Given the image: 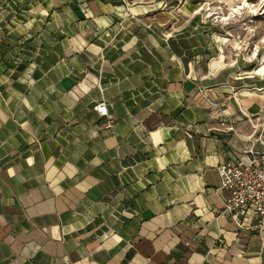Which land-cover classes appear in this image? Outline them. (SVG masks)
<instances>
[{
	"label": "crops",
	"instance_id": "crops-1",
	"mask_svg": "<svg viewBox=\"0 0 264 264\" xmlns=\"http://www.w3.org/2000/svg\"><path fill=\"white\" fill-rule=\"evenodd\" d=\"M201 2L0 0V264H264L219 173L264 149V90Z\"/></svg>",
	"mask_w": 264,
	"mask_h": 264
},
{
	"label": "rangeland",
	"instance_id": "rangeland-1",
	"mask_svg": "<svg viewBox=\"0 0 264 264\" xmlns=\"http://www.w3.org/2000/svg\"><path fill=\"white\" fill-rule=\"evenodd\" d=\"M196 10L193 22L217 31L227 45L231 73L241 74L247 88L257 83L264 90V73L256 72L264 62V0H202Z\"/></svg>",
	"mask_w": 264,
	"mask_h": 264
},
{
	"label": "built area",
	"instance_id": "built-area-1",
	"mask_svg": "<svg viewBox=\"0 0 264 264\" xmlns=\"http://www.w3.org/2000/svg\"><path fill=\"white\" fill-rule=\"evenodd\" d=\"M101 115L107 105H96ZM247 159L232 158L219 166L221 185L227 190L221 213L243 217L252 213L264 223V149L249 150Z\"/></svg>",
	"mask_w": 264,
	"mask_h": 264
},
{
	"label": "bare ground",
	"instance_id": "bare-ground-1",
	"mask_svg": "<svg viewBox=\"0 0 264 264\" xmlns=\"http://www.w3.org/2000/svg\"><path fill=\"white\" fill-rule=\"evenodd\" d=\"M247 3H246V1H245V3H244V5H238L237 6V9L238 8H242L243 6H245ZM223 57V56H222ZM224 60V59H223ZM220 64V63H219ZM256 72H258V73H264V62L256 69ZM264 75V74H263ZM235 76L236 77H241V74H239V73H236L235 74Z\"/></svg>",
	"mask_w": 264,
	"mask_h": 264
}]
</instances>
